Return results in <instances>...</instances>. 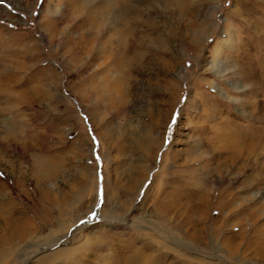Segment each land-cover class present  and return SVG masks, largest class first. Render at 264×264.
Masks as SVG:
<instances>
[{"label":"rangeland","instance_id":"1","mask_svg":"<svg viewBox=\"0 0 264 264\" xmlns=\"http://www.w3.org/2000/svg\"><path fill=\"white\" fill-rule=\"evenodd\" d=\"M125 1L0 0V185L39 224L0 264L71 247L46 264H264V145L248 157L239 134L264 128V84L215 73L251 63L264 83V0Z\"/></svg>","mask_w":264,"mask_h":264},{"label":"bare ground","instance_id":"2","mask_svg":"<svg viewBox=\"0 0 264 264\" xmlns=\"http://www.w3.org/2000/svg\"><path fill=\"white\" fill-rule=\"evenodd\" d=\"M123 1L125 0H107V5L108 8L110 9L109 13H112L113 17H119L122 16V14L124 15V13L127 11H125L124 7H123ZM126 2V1H125ZM128 3V2H127ZM91 4V3H90ZM105 8V7H104ZM107 8V11H108ZM64 12V11H63ZM107 13V12H105ZM64 15V14H63ZM109 15V14H107ZM126 15V14H125ZM107 17V16H106ZM121 18V17H120ZM124 18V17H123ZM118 20V19H117ZM123 20V19H122ZM106 21V20H105ZM116 21V20H115ZM114 21V22H115ZM116 23V22H115ZM110 24V22H109ZM122 27V26H121ZM118 28V27H117ZM120 29V28H119ZM125 32V31H124ZM258 33V32H257ZM123 45V44H122ZM224 67V66H223ZM227 67V68H226ZM216 68V67H215ZM221 68V67H220ZM231 69V70H230ZM226 70H230L231 72L234 73V71H238L237 73L241 76V81L245 82L243 84V87H245L244 90H241L242 94H246L249 92H254L255 89H257L258 87H262L264 83H262V81H260L261 78H259L256 69L253 67V65L251 63L246 64V63H229L228 65H225V68H221V69H217L215 71V73L217 74H221V73H225ZM229 72V73H231ZM239 84H236L235 87H238ZM248 95V94H247ZM249 96V95H248ZM248 96H244V98L241 97H237L236 99H234V101L239 104V105H243L246 104L248 102V99L246 97ZM256 96V95H255ZM243 98V99H242ZM250 98V97H249ZM252 99V98H251ZM250 99V100H251ZM246 101V102H245ZM249 105V104H248ZM251 106V105H250ZM253 106V105H252ZM251 106V107H252ZM243 107V106H242ZM256 108V107H255ZM264 109V108H263ZM253 113L256 111V109H253ZM258 110V109H257ZM252 112V111H251ZM259 114V113H258ZM260 118L264 119V113L261 114ZM259 130V131H258ZM247 133V134H245ZM239 134L241 135H246L244 136V140H242V146L243 149L242 151L247 152L248 157L251 156L253 153H255L260 147H262L264 145V128H252L247 132H242ZM202 144V142H199ZM241 143V142H240ZM202 146V145H201ZM204 146V144H203ZM29 147V146H28ZM238 148V147H237ZM241 149V147H240ZM240 152V150H239ZM241 153V152H240ZM254 155V154H253ZM247 157V158H248ZM246 158V159H247ZM245 159V160H246ZM237 160V159H236ZM243 160V159H242ZM245 162V161H244ZM248 162V161H247ZM252 162V160H251ZM241 165V164H240ZM242 169V168H241ZM238 176V175H237ZM259 176V175H258ZM253 177V176H252ZM264 177V176H263ZM45 179V177L43 178ZM259 179V178H258ZM255 181H258L257 178L253 177V178H248V185H246V189H254L256 188V186L259 184ZM3 187L0 185V221L2 222V226H0V259H2L3 255L8 254L10 251L8 250L9 247H12V245L14 244V240H23L27 237H30V234H33L34 230H36L37 232V228L39 224H34V222L32 221V219L30 218V216L26 215V214H22V216L20 217H15L14 213L17 210L16 205L14 204V202L9 199V198H5V194L4 191L2 190ZM252 191V190H251ZM231 192V191H230ZM230 192H224V196L226 198H228V196H230ZM252 195L254 193V197H256L255 195V191L251 192ZM257 193V192H256ZM233 194V193H232ZM236 194V193H235ZM264 196V195H263ZM234 197V195H233ZM48 198V197H47ZM264 198V197H263ZM253 199V198H252ZM222 200V199H221ZM264 200V199H263ZM232 200H227V204H223V209L225 206H229V207H234L235 204L232 203ZM249 207V215H251V217H254V219H256V217L258 216V214L263 210L264 211V202H263V206L260 209L255 210L254 207H252L251 205H248ZM193 209V207L191 208ZM228 209V208H227ZM242 210V209H241ZM192 211V210H189ZM262 211V213H263ZM226 221L228 222V220L226 219ZM255 222V221H254ZM137 224V228H138ZM259 225H257L256 223H254V229H250L252 230V232L257 233V235H255L256 237L253 238L254 241H249V244H253L255 243L254 248L256 249L257 252H260L261 254H264V228L260 227L257 228ZM134 227V226H133ZM243 226H241L238 235H236L237 239L238 238H243L244 233L246 232L245 230L242 231ZM80 228V227H79ZM244 228V227H243ZM246 229V228H245ZM62 237V236H61ZM63 238V237H62ZM134 239V238H132ZM52 240V239H51ZM47 241V242H41L39 243V245L34 249L35 252L33 253H29L28 251L26 253H24L22 255V258L25 257V259L30 260L29 257L33 256V255H37L42 251L51 249L52 247H56L57 245H67V243L69 242V240H62V239H54L52 241ZM98 242L99 247H103L104 243H101L102 240H99V238L96 239ZM37 241V240H36ZM35 241V242H36ZM70 241H74L73 239ZM126 241V240H125ZM130 241V240H129ZM133 242V241H131ZM131 242L126 244L127 246H130ZM171 242L176 243L174 240ZM110 244V243H109ZM113 244V242H112ZM134 245V242L132 243ZM240 244V243H239ZM117 245V244H116ZM125 245V244H124ZM132 245V246H133ZM231 247H229V252L230 254H235L238 249H240V245L238 244H230ZM107 246V244H106ZM151 246V245H150ZM250 246V245H249ZM120 247V246H119ZM122 247V246H121ZM120 247V248H121ZM124 247V246H123ZM152 247V246H151ZM107 248V247H106ZM10 249V248H9ZM31 249V248H30ZM126 249V248H125ZM131 249V247H130ZM74 247L71 248H65V249H58V251H54L50 254H47L46 256L44 255V258L42 261H40L39 264H46L47 262L50 261H54L56 259H58L59 257L65 255V254H70V253H75ZM260 250V251H259ZM98 251V250H97ZM120 251V250H119ZM128 251V250H127ZM133 254L132 257L133 259L129 258V260H127L126 258H124V256H122L124 253L122 251L123 254H121V252L118 253V258L120 259V262L123 261V264H133L134 262L136 264H156L157 263V259H159V257H147L143 251H137L134 249H132ZM131 252V251H130ZM207 254V253H206ZM208 255V254H207ZM97 256V255H96ZM113 256V255H112ZM153 256V255H152ZM155 256V255H154ZM209 257L213 258V259H221L217 254H209ZM107 257V256H106ZM116 257V256H115ZM113 256V259H117ZM147 257V258H146ZM111 259V257H109ZM128 258V257H127ZM157 258V259H156ZM161 258V257H160ZM146 259V260H145ZM115 260V261H117ZM110 263V262H109ZM108 263V264H109ZM114 262L112 261V264Z\"/></svg>","mask_w":264,"mask_h":264}]
</instances>
